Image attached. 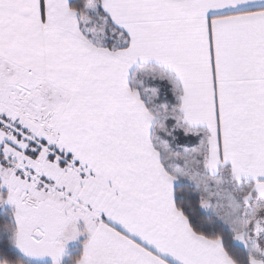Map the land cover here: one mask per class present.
Segmentation results:
<instances>
[{
  "label": "snow or ice",
  "instance_id": "6c2138e0",
  "mask_svg": "<svg viewBox=\"0 0 264 264\" xmlns=\"http://www.w3.org/2000/svg\"><path fill=\"white\" fill-rule=\"evenodd\" d=\"M0 264H264V0H0Z\"/></svg>",
  "mask_w": 264,
  "mask_h": 264
}]
</instances>
